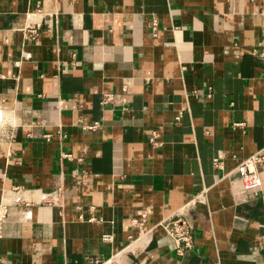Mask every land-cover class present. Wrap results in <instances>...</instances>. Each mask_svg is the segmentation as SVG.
I'll return each mask as SVG.
<instances>
[{"label": "crops", "instance_id": "1", "mask_svg": "<svg viewBox=\"0 0 264 264\" xmlns=\"http://www.w3.org/2000/svg\"><path fill=\"white\" fill-rule=\"evenodd\" d=\"M259 151L264 0H0V264H264Z\"/></svg>", "mask_w": 264, "mask_h": 264}, {"label": "built area", "instance_id": "2", "mask_svg": "<svg viewBox=\"0 0 264 264\" xmlns=\"http://www.w3.org/2000/svg\"><path fill=\"white\" fill-rule=\"evenodd\" d=\"M36 16L37 14L34 13L28 14L27 18L25 19V22L19 25L27 32L28 38L31 40H34L39 36L38 28L29 23V20L36 19ZM154 30L156 32V26ZM45 137L47 139L50 138L49 135ZM66 157H70V156L66 155ZM220 158L221 157H217L214 161L217 168H221L222 165ZM263 165H264V151H259L258 153L252 155L251 157L243 160L236 168V173L239 175L240 179L242 180L244 189L246 191L255 193L262 189L263 181L260 175V168ZM143 217L145 218V215H143ZM2 220L3 217L0 218V237L2 236ZM135 222L140 227L143 225V222L140 223L137 221ZM160 227L174 240L177 246V253L179 255H183L185 250L190 249L193 246L192 231H191L192 226L186 218L177 215L161 223ZM103 240L111 241L112 237L110 235H105L103 237Z\"/></svg>", "mask_w": 264, "mask_h": 264}]
</instances>
